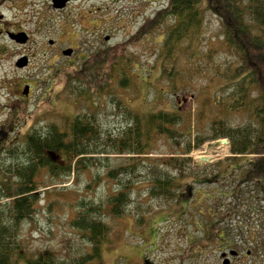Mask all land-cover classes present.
I'll return each instance as SVG.
<instances>
[{
	"label": "trees",
	"instance_id": "1",
	"mask_svg": "<svg viewBox=\"0 0 264 264\" xmlns=\"http://www.w3.org/2000/svg\"><path fill=\"white\" fill-rule=\"evenodd\" d=\"M206 15L218 22L215 35L219 45L202 54L204 67L195 60L191 68H177L171 59L175 47L203 26ZM163 23L160 62L171 59V67L161 65V78L173 88L202 79L212 86V94L208 95L206 87L196 98L193 111H134L119 97L120 89L132 78L133 58L126 55L125 60L113 63L100 52L82 74H66L65 89L78 100V112L34 124L22 134L17 129L20 118L11 114L0 125V264L18 260L25 264H102L111 222L129 215L143 222L151 207L150 203L143 207L142 198L172 204L183 190L191 192L196 185L227 176H237L230 194L234 205L244 194L242 187L250 185L248 209L257 214L254 203L264 206V0H168L149 18L151 28L140 31L155 34ZM97 70L104 71L103 78L96 79ZM105 106L116 119L111 127L101 116ZM221 137L228 138L231 154L204 167L195 164L190 151L205 140ZM2 138L7 139L5 144ZM159 143L171 150L160 151ZM243 155H249L248 159L234 165ZM89 171L93 175L83 187L85 191L93 192L103 178L110 187L100 198L82 194L76 198L74 190L71 200L64 201L71 212L68 225L78 233V246L26 252L20 230L24 221L34 223L41 212L39 203L46 192L41 189L69 180L78 182ZM212 192L205 197L222 195ZM56 202V196L48 200L47 211ZM234 208L220 212L217 218L218 210H198L201 235L192 240L194 244L204 247L218 239L228 243L230 231L219 222L235 212ZM261 218L264 223V208Z\"/></svg>",
	"mask_w": 264,
	"mask_h": 264
},
{
	"label": "rangeland",
	"instance_id": "2",
	"mask_svg": "<svg viewBox=\"0 0 264 264\" xmlns=\"http://www.w3.org/2000/svg\"><path fill=\"white\" fill-rule=\"evenodd\" d=\"M167 2L69 0L64 7L54 8L51 0H0V123L11 118V114L17 115L20 118V122L16 121L19 125L17 129L22 134L34 124L43 125L49 120H61L59 118L78 112V100L74 95H68L65 89L66 74L76 75L84 71L88 64L93 65L97 61L100 52L108 56V62L113 63L125 60L126 55L133 58L132 78L126 88L120 89L122 95H119L130 109L142 113L176 109L193 111L196 98L203 95L206 87L208 95H211L212 91L209 90L212 86H207L201 79L200 82L186 81L180 87L173 88L170 82L161 78L160 67L163 64L169 69L171 59L172 64L179 69L185 66L191 68L195 60L204 67L202 54L208 48L219 45L215 35L218 22L213 16L206 15L203 26L197 29L199 31L188 33L183 43L175 47L171 59L164 63L161 59L160 62L163 47L160 33L164 31L166 23L152 35L140 30L151 28V25L147 26L149 18L156 10L166 6ZM7 32H24L27 41L17 42ZM49 39L55 42L51 49L76 45L71 54L72 61L67 62L60 51L57 58H51L48 55L51 50L47 42ZM22 54L30 57V63L16 67L14 63ZM196 55L197 58L192 60ZM97 72L99 76L96 79L103 78L104 71ZM201 73L204 74V70ZM208 75L206 72L205 78ZM26 80L31 82L32 92L27 100L21 101L13 94L18 93L17 90ZM103 108L102 119L109 121L106 124L111 127L116 122L115 116L110 115V108ZM111 112L114 113V109ZM2 139L5 144L7 139ZM218 140H205L200 147L193 148L189 155L194 163L204 167L230 155V143ZM158 146L160 151L171 150L169 145L163 143ZM200 156H206L209 160L204 161ZM248 156H241L234 165H240ZM92 175L89 171L78 182L69 180L48 190L41 189L42 192L48 191L40 200L41 212L36 215L34 223L24 221L20 230L26 252L45 248L60 251L66 246H78V233L75 235L68 225L71 212L64 201L71 200L74 190L76 198L79 194L103 197L110 187L105 178L96 184L93 192L83 189ZM234 178L227 176L213 183L196 185L191 192L183 190V195L172 204H158L146 197L142 198L143 207L148 203L151 207L144 214L143 222L138 223L131 215L111 222L107 242L103 243L102 264H222L221 252H228L231 247L238 251V255L232 257L227 253L229 264H264L263 203H254L257 214L252 213L248 209L251 204L246 198L251 186L244 185V194L234 205V197L230 195L237 176ZM210 190L212 194L221 192L222 195L205 197ZM55 196L58 202L47 211L45 205ZM186 199L190 201L185 203ZM234 206L235 212L219 222V226L230 231L226 236L228 243L218 239L204 247H200V243L194 244L192 240H197L201 235L197 227L201 217L198 210H218L217 218L220 212ZM178 209H181L180 212L175 213ZM14 264L25 263L18 260Z\"/></svg>",
	"mask_w": 264,
	"mask_h": 264
},
{
	"label": "water",
	"instance_id": "3",
	"mask_svg": "<svg viewBox=\"0 0 264 264\" xmlns=\"http://www.w3.org/2000/svg\"><path fill=\"white\" fill-rule=\"evenodd\" d=\"M51 1H52L53 7L60 8V7H63L68 0H51ZM8 36L17 42H22V43L25 42L27 39V35L24 32H16V33L8 32ZM49 42L51 43L52 41L49 40ZM71 51H72L71 48H66L63 50V54L69 55L71 53ZM26 62H27L26 56H21L20 58H18L16 60L15 65L18 67H21V66L25 65ZM26 90H27V88H24V90H22V92H26ZM220 141L223 143L228 142L227 139H225V138L220 139ZM199 158L203 159L204 161L208 160V157H206V156H200ZM230 254L234 255V254H236V252L234 250H231ZM221 256H225V253H222ZM228 262H229V259L227 257H224L222 263L228 264Z\"/></svg>",
	"mask_w": 264,
	"mask_h": 264
},
{
	"label": "flooded vegetation",
	"instance_id": "4",
	"mask_svg": "<svg viewBox=\"0 0 264 264\" xmlns=\"http://www.w3.org/2000/svg\"><path fill=\"white\" fill-rule=\"evenodd\" d=\"M52 43H48L50 45V49H51V46L54 45L55 42H53V39H51ZM53 48V47H52ZM70 48L72 49L71 53L69 55H65L64 57L66 58L67 62H71L72 61V58H71V54L73 53V50L76 49V45H73V46H70ZM65 48L63 49H51L50 50V53L48 55H50L51 58H57L58 57V52L60 51L62 53V51L64 50ZM24 56L27 57V63H26V66L30 63V57L28 55H25V54H22ZM47 55V56H48ZM64 58V59H65ZM63 59V61H64ZM32 84L30 81H24L21 85V88L17 90L18 93L16 94H13L15 96L16 99L18 100H21V101H24V100H27V98L30 96L31 92H32ZM24 88H27L26 92H21L22 90H24ZM7 120V119H6ZM5 122V120H4ZM2 124V122L0 123V125Z\"/></svg>",
	"mask_w": 264,
	"mask_h": 264
}]
</instances>
